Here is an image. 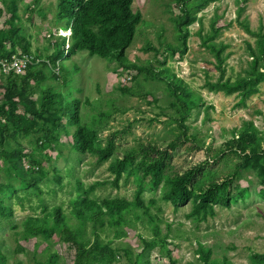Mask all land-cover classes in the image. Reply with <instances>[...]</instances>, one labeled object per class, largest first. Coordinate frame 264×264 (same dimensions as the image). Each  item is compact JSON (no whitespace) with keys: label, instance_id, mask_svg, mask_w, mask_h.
<instances>
[{"label":"trees","instance_id":"16d2710c","mask_svg":"<svg viewBox=\"0 0 264 264\" xmlns=\"http://www.w3.org/2000/svg\"><path fill=\"white\" fill-rule=\"evenodd\" d=\"M17 1L0 0V59L6 60L10 66L13 56L30 58L21 74L15 70L5 72L0 64V162L8 175L15 176V181H0V264H66L56 249L58 244H66L74 252L73 264H116L123 256L128 258L129 264H149L144 260L145 251L154 248L157 241L167 245L171 229L168 227L163 234L151 206L145 204L146 183L152 190L161 189L163 200L173 205L176 211L191 204L188 218L193 220L205 221L216 215V207H230L237 201L231 189L241 171L251 170L257 174L262 187L260 193L264 196V131L253 122L230 131L231 138L225 143V149L211 156L215 160L220 154L230 152L242 158L236 173L221 182L202 179L207 162L181 174H169L168 166L179 143L190 139L186 121L191 118L193 110L204 105L201 96L168 67L169 59H182L187 53L191 28L198 24L196 35L202 47L214 57L215 68L220 73L216 81L208 78L204 87L214 93L238 94L239 106H246V101L259 92L264 81L263 25L253 31L247 20L240 23L255 38V43L247 44L251 60L242 73L232 79L226 77L230 45L218 41L223 31V26H217L219 16L213 17L209 31L205 29L203 17L199 16L217 0H171L166 11L175 30L174 42L167 41L162 29L158 33V47L147 39L144 50L153 55L144 62L131 61L128 54L142 26L152 27L143 13L134 9L135 0H58L56 23H64L65 28L61 31L70 30L71 35L63 37L59 31L58 39L50 44L52 53L45 58L32 52L23 34ZM35 1L39 3L40 0ZM243 9L239 8V17ZM82 52L117 63V71L125 72L128 80L139 87L134 89L125 85L122 89L124 95L145 97L143 82L163 84L170 100L168 106L178 116L171 121L184 129L177 139L165 149L141 143L119 156L116 142L120 133L115 132L105 139L100 136L105 119L110 117L108 113L99 112L89 122H83L81 108L84 102L74 96L72 87L81 72L72 59ZM81 91L77 89V92ZM85 105L92 107L93 104L86 99ZM63 136L68 138V146L61 143ZM199 144L201 147L205 141ZM87 157L96 159V167L109 163L108 170L114 179L86 184L75 165L65 170L58 166V160L66 159L80 165ZM134 173L140 176L136 179L139 189L133 201L94 197L102 186L120 189L123 178ZM66 177L69 181L64 184ZM49 183L58 188H51L46 193L42 186ZM65 189L68 199L51 204L47 196L57 197L58 192ZM26 205L33 214L17 223L15 206L24 210ZM38 210L40 214H37ZM139 224L148 227L155 236L153 240L157 241L140 236L143 246L138 254L129 245L123 247L121 242L114 246L112 239L106 241L102 238L105 235L110 237L109 229H112L115 239H123L127 236V229L135 230ZM7 227L15 242L12 251L2 247L1 231ZM30 240L33 241V250L22 244ZM197 243L196 253L202 264H233L228 258L212 259V250L199 240ZM19 255H25L26 261ZM251 259L256 264H264V253H253ZM169 264L176 262L171 259Z\"/></svg>","mask_w":264,"mask_h":264},{"label":"rangeland","instance_id":"374dc122","mask_svg":"<svg viewBox=\"0 0 264 264\" xmlns=\"http://www.w3.org/2000/svg\"><path fill=\"white\" fill-rule=\"evenodd\" d=\"M170 1L135 0L134 9L141 11L146 22L152 27L148 29L142 26L134 46L128 52L131 61L144 62L152 59L153 53L146 52L144 46L148 39L158 47L160 43L158 33L162 32V29L167 41L174 42L175 30L169 19L170 15L166 11ZM17 3L19 25L24 29L23 34L32 52L45 58L52 53L51 42H55L59 31L65 28L64 23L57 24L55 20L58 0H40L39 3L35 0H18ZM240 7L244 8L241 17L238 16ZM30 9L31 12H28ZM215 15L220 18L217 26H223L222 35L218 41L230 45L227 50L231 56L226 65V77L236 79L247 67L248 60H251L247 44L255 43V38L240 23L247 20L253 31L261 25L264 26V0H217L211 3L199 14L203 17L206 31L210 30V23ZM198 30V24L192 26L188 51L182 59H169L168 67L177 77L184 79L204 102L202 107L193 110L191 118L185 123L188 127L187 136L190 139L180 142L179 147L172 153V158L168 162L169 172H171L169 174H181L207 162V165H204L205 174L202 179L205 182H208L210 178L221 182L228 175L236 173L237 166L242 160L240 155L230 152L220 154L219 159L214 160L211 157L225 149V143L231 138L229 132L242 128L246 122H253L260 131H264V81L259 86V92L246 101V106H239L241 99L238 94L226 95L223 92L214 93L206 89L204 85L207 79L216 81L220 73L215 68L214 57L202 47L201 40L196 35ZM60 34L63 37L70 35L67 30L61 31ZM72 61L81 70L75 77L72 87L75 90L74 96L81 98L84 102L81 108L83 122H89L99 112L108 113L110 117L105 119L103 129H100V136L105 139L115 132L120 133L116 142L119 156H123L125 150L136 148L141 143L155 144L165 149L184 130L178 127L176 122L171 121V118L177 119L178 116L174 109L168 106L170 100L163 84L154 81L143 82L145 97L124 95L122 89L125 85L132 86L134 89L139 87L128 80L125 72L117 71L115 61H105L99 56L91 57L86 52L77 54ZM77 89L82 91L79 93ZM86 99L90 100L92 107L85 105ZM201 141H205V145L200 147ZM61 143L68 146V138L63 136ZM65 149L68 152V148ZM140 159L141 157L138 160ZM95 161V158L87 157L78 165L62 159L58 160V166L65 170L66 167L75 165L86 184L113 180L114 176L108 170L109 163L96 167ZM138 175L140 176L134 173L125 176L121 181L120 189H115L111 185L102 186L96 191L94 197L133 201L139 189V183L136 180ZM8 179L15 181V176L8 175L0 162V181ZM68 181L66 177L64 184ZM42 187L46 193L51 188H58L54 183L45 184ZM261 188L255 172L241 171L231 189L237 201L232 202L230 207H216V215L204 221L188 218L192 211L191 204L176 211L173 205L163 200L164 192L161 189L152 190L146 183L143 193L145 204L151 206V212L157 217L163 234H166L168 227L171 229L167 245L163 241L153 240L154 234L148 227L141 224L135 230L127 229V236L123 239H115L112 229H109L110 237L105 235L102 238L106 241L112 239L114 246L121 242L124 244L123 247L129 245L135 254L142 252L143 243L140 236L148 241H157L154 248L145 251L144 260H147L149 264H169L171 259L176 264H202L196 253L197 240L212 250V259L228 258L233 264H256L252 261L251 255L264 253V196L260 193ZM66 190L59 191L57 197L47 196V198L53 205L66 201L68 199L64 194ZM153 200L156 201L154 205L151 204ZM33 203L36 206V199ZM32 214L28 205L24 210L15 206L17 223H22ZM37 214H40V210ZM1 235L3 236L2 247L12 251L15 242L9 228L1 231ZM174 236L180 238L174 239ZM22 244L29 250L34 248L32 240ZM56 249L64 257L66 264H73L74 252L66 244H58ZM168 252L171 259L168 257ZM18 257L26 261L25 255ZM11 263H13L12 260ZM116 264H129V260L123 256Z\"/></svg>","mask_w":264,"mask_h":264},{"label":"built area","instance_id":"2783aa9c","mask_svg":"<svg viewBox=\"0 0 264 264\" xmlns=\"http://www.w3.org/2000/svg\"><path fill=\"white\" fill-rule=\"evenodd\" d=\"M28 63H30V58L28 56H13L12 63L10 66L7 65L6 60L0 59V64L2 65L5 72L15 70L17 74H21L27 68Z\"/></svg>","mask_w":264,"mask_h":264},{"label":"clouds","instance_id":"9594fccd","mask_svg":"<svg viewBox=\"0 0 264 264\" xmlns=\"http://www.w3.org/2000/svg\"><path fill=\"white\" fill-rule=\"evenodd\" d=\"M68 32H69V33H70V35H71V31L69 30ZM70 35H69V37H70Z\"/></svg>","mask_w":264,"mask_h":264}]
</instances>
